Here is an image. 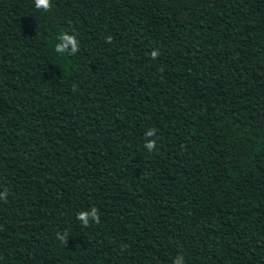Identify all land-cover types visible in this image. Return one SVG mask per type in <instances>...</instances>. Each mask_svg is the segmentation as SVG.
<instances>
[{
  "label": "trees",
  "instance_id": "16d2710c",
  "mask_svg": "<svg viewBox=\"0 0 264 264\" xmlns=\"http://www.w3.org/2000/svg\"><path fill=\"white\" fill-rule=\"evenodd\" d=\"M51 5L0 0V264H264V0Z\"/></svg>",
  "mask_w": 264,
  "mask_h": 264
},
{
  "label": "clouds",
  "instance_id": "9594fccd",
  "mask_svg": "<svg viewBox=\"0 0 264 264\" xmlns=\"http://www.w3.org/2000/svg\"><path fill=\"white\" fill-rule=\"evenodd\" d=\"M34 2H35V7L37 9H43L45 11L50 10L52 6L51 0H34ZM59 40H60V43L57 44L55 48L56 52L61 53V54L68 52L72 55H75V53L79 50V42L74 35L64 33L59 37ZM111 41H112V37L108 36L106 38V42L111 43ZM160 55L161 53L159 49H154L151 52V58L153 60H156ZM155 134H156V129H150L149 131L145 133V135L148 137L155 136ZM145 147L149 151L154 150L156 148V141L148 140L145 144ZM7 197H8V192L6 190L4 192H0V200L6 201ZM78 219L82 222L83 226L85 227H87L90 221H93V220L98 223L100 220L98 209L93 207L90 211L80 212L78 214ZM58 239L62 243L66 244V242L68 241V233L67 232H64L62 234L58 233ZM174 264H185L183 256L182 255L178 256L175 259Z\"/></svg>",
  "mask_w": 264,
  "mask_h": 264
}]
</instances>
